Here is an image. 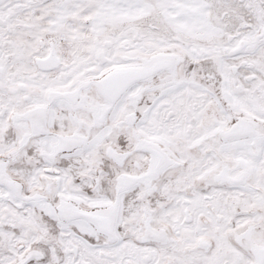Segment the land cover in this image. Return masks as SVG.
<instances>
[{"label": "snow or ice", "instance_id": "obj_1", "mask_svg": "<svg viewBox=\"0 0 264 264\" xmlns=\"http://www.w3.org/2000/svg\"><path fill=\"white\" fill-rule=\"evenodd\" d=\"M0 264H264V0H0Z\"/></svg>", "mask_w": 264, "mask_h": 264}]
</instances>
